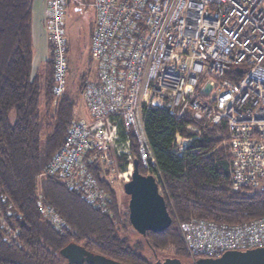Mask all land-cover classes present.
<instances>
[{
  "label": "built area",
  "instance_id": "built-area-1",
  "mask_svg": "<svg viewBox=\"0 0 264 264\" xmlns=\"http://www.w3.org/2000/svg\"><path fill=\"white\" fill-rule=\"evenodd\" d=\"M71 1L76 0L48 3L56 95L68 84L65 9ZM84 5L95 11L91 55L98 62L97 79L82 90L89 118L71 123L39 176H54L107 210L109 191L92 167L104 165L110 181L131 180L137 159L133 133L146 174L156 177L146 117L157 107L177 120L189 116L210 126L224 122L232 188L264 191V0H90ZM185 129L196 135L176 132L173 150L178 154L200 138L199 125L187 123ZM39 198L44 216L62 229L65 220ZM177 222L194 262L264 247V217Z\"/></svg>",
  "mask_w": 264,
  "mask_h": 264
},
{
  "label": "trees",
  "instance_id": "trees-1",
  "mask_svg": "<svg viewBox=\"0 0 264 264\" xmlns=\"http://www.w3.org/2000/svg\"><path fill=\"white\" fill-rule=\"evenodd\" d=\"M33 1L0 0V264H65L67 259L60 251L71 242L117 262L154 264L142 254L141 241L130 244L129 233L134 228L128 205L121 206L104 165L95 163L92 170L109 191L107 210L91 205L81 192L54 176L38 179L76 119L77 103L69 84L56 95L50 41L49 56L40 67H34ZM87 76L80 78L81 93ZM187 123L200 126V138L178 154L173 150L176 132L196 135L185 129ZM146 130L157 160L156 179L173 218L164 231L142 235L154 254L168 251L194 264L178 220L197 217L239 223L264 217V191L232 188L229 151L223 144L227 135L224 122L210 126L189 116L177 120L154 107L147 113ZM131 135L140 172L146 174ZM39 194L65 220L62 229L42 213Z\"/></svg>",
  "mask_w": 264,
  "mask_h": 264
},
{
  "label": "water",
  "instance_id": "water-1",
  "mask_svg": "<svg viewBox=\"0 0 264 264\" xmlns=\"http://www.w3.org/2000/svg\"><path fill=\"white\" fill-rule=\"evenodd\" d=\"M237 70L242 71V68L238 67ZM124 191L130 198L128 209L131 224L141 235H146L148 231H164L172 224L173 218L158 180L152 174L140 172L139 159L134 160L132 178L124 183ZM60 253L67 259L65 264H125L95 254L74 242L65 246ZM157 264L190 263L166 257L158 259ZM194 264H264V247L229 250L218 257H201Z\"/></svg>",
  "mask_w": 264,
  "mask_h": 264
},
{
  "label": "rangeland",
  "instance_id": "rangeland-1",
  "mask_svg": "<svg viewBox=\"0 0 264 264\" xmlns=\"http://www.w3.org/2000/svg\"><path fill=\"white\" fill-rule=\"evenodd\" d=\"M80 3H83L80 4ZM88 3L86 0L71 1L65 9V27L68 37V55L70 63V71L68 73V84L72 89L76 100V119L89 118L86 101L83 94L79 91L81 84L80 78L83 74H87V78L94 79L98 76V62L92 58V34L95 28V11L92 6L84 5ZM35 68H38L36 66ZM15 111H11V121L15 122ZM45 124L43 122L42 135H44ZM42 176H38L40 179ZM115 188L119 194L121 206L129 205V196L124 191V183L113 180ZM161 190V189H160ZM162 192V190H161ZM127 202V203H126ZM130 244L135 245L141 241L144 248L142 254L147 256L151 263L156 264V260L166 257H173L168 251H160L157 256L148 247L143 236L134 229H130Z\"/></svg>",
  "mask_w": 264,
  "mask_h": 264
},
{
  "label": "crops",
  "instance_id": "crops-1",
  "mask_svg": "<svg viewBox=\"0 0 264 264\" xmlns=\"http://www.w3.org/2000/svg\"><path fill=\"white\" fill-rule=\"evenodd\" d=\"M86 1L90 2V0ZM48 3L49 0L33 1V40L35 47L34 67H40L50 53L47 24ZM94 79H97V75Z\"/></svg>",
  "mask_w": 264,
  "mask_h": 264
},
{
  "label": "flooded vegetation",
  "instance_id": "flooded-vegetation-1",
  "mask_svg": "<svg viewBox=\"0 0 264 264\" xmlns=\"http://www.w3.org/2000/svg\"><path fill=\"white\" fill-rule=\"evenodd\" d=\"M129 211V209H128ZM154 256H157V254H155ZM160 260H162L161 258H159ZM184 262V261H183ZM158 263V259L156 260V264Z\"/></svg>",
  "mask_w": 264,
  "mask_h": 264
}]
</instances>
